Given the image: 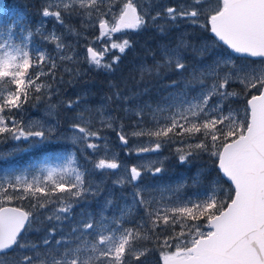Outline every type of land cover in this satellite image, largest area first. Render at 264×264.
<instances>
[{
  "label": "snow or ice",
  "instance_id": "snow-or-ice-1",
  "mask_svg": "<svg viewBox=\"0 0 264 264\" xmlns=\"http://www.w3.org/2000/svg\"><path fill=\"white\" fill-rule=\"evenodd\" d=\"M105 2L67 0L62 3V8L61 4H57L55 10L51 4L44 7L41 16L54 18L57 24L67 27L65 16L95 15L99 29L97 39L147 26L145 14L138 11L136 0H121L118 11H113L114 0H107L110 6L101 15ZM165 11L168 22L177 28L182 23L197 25L201 15H206L200 27L210 31L227 50L241 54L245 60L248 57L260 60L237 63L236 57L223 53H214L210 60L205 59L209 56V46L190 44L183 35L175 47L165 45L160 50L161 59L181 76L184 81L182 91L170 94L155 108L150 105L138 107L136 123L130 133L123 127L117 130L110 122L111 115H105L102 107L96 109L100 113L101 127L116 131L119 142L126 146L125 155L134 153L142 157L140 163L129 167L123 166L110 152L100 129L93 126L92 118H85V114L90 113L86 102L81 98L69 100L67 109L79 110V115L65 130L67 134L62 133L60 138L90 149L93 154L103 155L86 161L84 165L79 164L73 155L57 156L55 158L64 160L63 165L45 164L38 168V172L44 174L43 185L36 174L31 182L27 176H14L7 186L0 181V254H11L14 248L30 249L32 253L23 255L15 264H97L98 261L100 264H131L133 260L144 264L141 257H147L148 250L134 253V241L148 238L142 235L145 229L156 233L154 238L158 240L159 232L164 231L161 221L164 226L174 227L177 215L183 218L181 231L176 237L166 236L163 240L162 249L173 247L169 244L173 238L176 244L174 251H161L162 264H264V0H216V5L207 12L193 0L190 10L181 6L166 7ZM160 15L152 16V21ZM45 24L46 19L37 27L22 28L21 33L27 35L19 43L13 40L15 21L0 25V82L10 85L6 94H0V137L8 134L16 141L52 142L56 128L40 122L24 125L13 116V110L18 113L30 99L39 100L45 91H54L51 83L42 78L55 80L58 59L73 63L78 59L72 45L62 39L63 33L58 34L55 29L44 31ZM33 33L43 45L51 44V49H30L28 45L34 38ZM130 47L127 38L120 43L112 42L102 51L89 45L84 62L110 72L121 56L114 55L110 61H105V56L112 50L124 54ZM189 51L200 58L191 66L190 72L186 63ZM185 73H189L188 76ZM234 79L244 84L246 91L256 90L246 101L243 118L225 104V100L237 95L228 90ZM176 84L177 81L172 82L173 87ZM115 95L120 98L119 93ZM165 113V118L160 119ZM148 114L150 119L146 118ZM170 133L203 135L201 142L190 147L210 151L211 156L216 157L219 173L222 178L226 177L224 182H230L226 194L218 198L210 181L208 189L195 201L187 200L171 208L159 206L149 190L151 186H145L143 178L146 175L157 177L162 173L163 161L150 154L159 152L163 142L171 140ZM129 136L138 142L141 138L147 139L131 148L127 147ZM217 144L221 150H212ZM193 155L192 151L181 153L179 162L190 164L189 157ZM69 172L74 176L71 182L65 179ZM91 175H98L101 182H86V177ZM110 177H114V189L119 187L121 190L122 206L115 203L113 190L95 211L83 210L78 219L74 218V206L87 200L89 194L96 196L103 191V181ZM205 178L202 173L200 179ZM193 180L197 178L193 177ZM14 185H23L19 197L9 195L10 189L18 191ZM129 188L131 191L125 194V189ZM37 193L48 198L32 205L37 211L50 203L57 206L44 214L51 227L42 237V245H28L22 242V233L31 227L33 213L20 207L5 206V203L16 198L27 199L29 195L35 197ZM57 193H67L68 196L53 201L51 197ZM225 197L230 203H226ZM132 211L139 219L133 226H127L131 222L125 217ZM201 219L206 220L203 226L186 223ZM65 222L71 224L70 231L63 230ZM205 227L207 231L202 230ZM185 228L190 229L187 234Z\"/></svg>",
  "mask_w": 264,
  "mask_h": 264
},
{
  "label": "trees",
  "instance_id": "trees-1",
  "mask_svg": "<svg viewBox=\"0 0 264 264\" xmlns=\"http://www.w3.org/2000/svg\"><path fill=\"white\" fill-rule=\"evenodd\" d=\"M38 1L36 0H29L26 2H21L20 0H0V25H7L10 22H16V29L13 34V40L16 43H19L23 36H26L27 33H21V29L31 26L37 27L39 26V12H40V5H38ZM37 5V7L35 6ZM35 8H38L35 9ZM16 9V11H12ZM33 9V10H32ZM22 10H26V17L22 15ZM32 10V11H31ZM74 20V19H72ZM66 22H71L70 20ZM160 32L155 30H147L148 37L142 36H135L131 38L130 44L131 47L126 49L125 53L121 56V59L117 65L114 66V69L108 74L102 70L99 72H95V68L90 70L94 75V79H89L85 75V77L77 76H67L64 77L61 81V85L58 87L60 92L56 94V99L53 101V104L59 107L62 113H58L61 117L63 115V125L61 129L57 130L53 133V139L51 143H46L44 146H41L40 149L37 150H29L26 148V143L22 140L17 145L11 144L13 141L6 140L7 137L4 136L0 137L1 146H0V163L10 164L12 168L18 170H25L31 169L36 162H40V160L51 159L54 156L60 154V150L65 152V156L73 155L77 158L79 164L84 165L86 161L90 162L92 160L97 159V156L91 152L90 149H85L83 146L80 145H73L69 141H65L61 139V134L65 133V130L68 128L69 124L74 122V118L79 115V110L77 111H70L67 109L66 105L69 100H76L77 98H81L83 93L86 94L87 99L89 100L88 103L91 106L98 107L101 104L102 97L111 95L116 96V93H119L120 98L124 99V101H128L132 108H137V105H143L148 103L146 101L152 100V104H156L158 100H162V98L168 93V87L172 84L173 81H177V84L174 86L176 91H180L183 88L184 81L182 80L181 76L174 71L171 67H169L163 59H161L160 50L165 46L170 44H177L181 35L188 41L190 44L196 45H204L207 44L209 46V56L205 57V59L211 58V55L214 53H223L228 55L229 53L226 49L218 44L215 39L212 37L210 31H206L204 28L200 27V24L195 25L194 27L185 28L188 29V32H180L177 29H173L170 26V23L164 24V21L161 19V23H159ZM163 29V31H162ZM33 39L29 42V48L35 50L37 48H44L45 50L51 49V44L43 45L41 41L36 38V34L33 33ZM172 46V47H173ZM114 55H119L115 51H110V55L108 61H110L111 57ZM200 58L192 54L190 51L187 54L186 63L189 65V72L191 71V66L198 63ZM253 61V60H252ZM250 63V60L239 59L237 58V63ZM57 69L56 71H63L62 64L59 63L57 60ZM141 67L145 68V71H150L149 76H145L142 78V73L139 70ZM31 71V70H30ZM144 71V70H143ZM103 73V74H101ZM92 74L90 76H92ZM108 74V76L106 75ZM189 73H185V76H188ZM105 75V78H102ZM110 76V77H109ZM87 78V79H86ZM114 78V79H112ZM44 80V78H42ZM86 79V81H84ZM159 79V80H157ZM84 81V82H83ZM148 81V83H146ZM156 82L154 85L153 82ZM110 83V87L109 84ZM125 84V85H124ZM10 85L5 82H0V94H6ZM106 88L111 89L112 91L109 92ZM166 88V89H164ZM237 91L240 95L241 102L243 104L238 105L240 110L238 111V115L244 113L246 107L247 99H250L251 95L254 94L256 91L255 89H251L250 91L245 90L244 84L240 83L238 80H233L228 90ZM110 93V94H109ZM39 95V94H36ZM91 99V100H90ZM117 99V98H116ZM47 97L45 94L41 96L39 100L37 99H30L28 103L24 104L23 108L17 113L13 110V116L16 120L22 121L23 123L30 119L35 115H39L38 113L43 110V108L47 104ZM124 106L125 111V104H121ZM68 114L69 118L65 117ZM244 115L241 117L243 118ZM6 121L10 125V120L8 115H5ZM124 120V123L127 125L129 124L127 121ZM123 121V120H122ZM126 121V122H125ZM61 122V121H60ZM177 131H179L177 129ZM114 135V134H113ZM191 135L185 134L183 138H190ZM171 138H174L176 141L182 140L183 138H178L177 135L170 134ZM198 139L202 141L200 135H197L192 138V140ZM208 145L211 146V141H207ZM220 146L219 144H217ZM173 148V147H171ZM217 148V147H216ZM214 150V149H213ZM206 160L205 167L208 169V172H204L203 174L206 175L205 179H200L199 182L203 184H196L193 182L192 178L190 177V172L193 173V168L188 169V182L186 185H192L193 190H191L188 185L186 188L188 189L190 197H195V194L199 191L202 193V186L209 184V182H213L216 186L222 188L223 193L226 194L229 191V184L225 183L223 178L221 177L218 168L216 159L213 157H204ZM64 164V161L62 165ZM88 167L91 168V163L88 164ZM177 167H172V170H176ZM184 170V168H181ZM176 173V171H174ZM72 174L69 172L66 174V181L70 182V179H73ZM178 178V175H174ZM91 179V181L95 184L101 182V178L98 175H91L86 177V182ZM112 179L114 177L105 178L102 184V188L104 189L98 195L92 196L89 194L87 200H82L79 205H75L73 208L74 218L78 219L83 210H90L95 211L101 203L105 200L106 197L109 196V193H112L114 190L115 196V203L118 206H122L123 201L120 199L121 190L119 187H115L112 185ZM51 185H49L50 187ZM20 189V188H16ZM22 191H13L9 190V195H17L19 197ZM128 192V189H125V194ZM222 193V192H221ZM222 195V194H221ZM217 196L218 198L221 196ZM68 194L64 193H57L56 196L51 197L53 201L57 200L58 197H67ZM186 197V196H185ZM48 199L47 197L42 196L41 194L37 193L35 197L29 195L27 199H13L11 203H5V206L9 207H20L23 210L30 211L33 213L32 217V224L31 227H28L26 230L23 241L28 245L37 244L42 245V237L51 227V224L47 220V216L44 215L45 213H50L52 209H54L57 205L56 204H49L43 209H39L37 211L32 207L33 204H36L37 201H44ZM226 199V197H225ZM226 203H230L226 199ZM126 220L130 221L127 226H133L134 223L138 222V215L137 213H129L126 217ZM187 222H193L188 220ZM206 223V221H204ZM151 225L149 224V228ZM161 227L164 228V231L159 232V239H155L156 233H151L147 229L143 230L142 235H146L147 239H138L134 241V253H140L145 249L151 250L153 253L158 252V245L159 243L163 242L166 236H172L174 234L173 231L179 232L181 231V226H168V230H165V226L161 223ZM71 224L69 222H65L63 226V230L65 232L70 231ZM172 234V235H171ZM174 236V235H173ZM20 252V256L16 257L17 254ZM29 254L31 255L30 249H19L16 248L10 255L7 257H16L20 259L21 256ZM161 256V255H160ZM158 257L160 262L156 264H162V260ZM126 258H128L126 256ZM143 256L141 257L142 260ZM100 264V263H98ZM131 264H140L139 261H131ZM150 264H153L152 262Z\"/></svg>",
  "mask_w": 264,
  "mask_h": 264
},
{
  "label": "rangeland",
  "instance_id": "rangeland-1",
  "mask_svg": "<svg viewBox=\"0 0 264 264\" xmlns=\"http://www.w3.org/2000/svg\"><path fill=\"white\" fill-rule=\"evenodd\" d=\"M20 1L26 2L29 0H20ZM37 1L39 2L38 5H40V7H39L40 12H39V17H38L39 25L46 19V24L44 25V28L42 30L50 31L52 29H55L58 34L63 33L62 39L65 40L67 43L72 45V48L74 49L78 59H76L75 63H73L71 61H60L58 59L59 63L62 64V68L64 70L63 71L62 70L56 71L55 80H52L49 77H43L44 81L46 83H51L54 91H52V92L45 91L44 94L47 97L46 106L43 108V110H41L40 113H38L39 115H35V116L31 117L30 119H28L27 121H25L23 123L24 125H28V124L34 123V122H40V123L44 124L46 127H54L57 130L61 129V127L63 125V117L64 116L61 115V117H60L58 115V113H62V112L59 110L60 109L59 107H57L56 105L53 104V101L56 99V94H58L60 92V89L58 88L61 85L60 81L64 77L71 76V75L74 77H77L80 75L82 77L86 76L89 79L95 78L94 75L92 74V71H90V70L94 69L95 67L94 66L90 67L88 63L84 62V56L86 55L87 46L91 45L94 47V50L102 51V49L105 46H110V44L112 42L120 43V42H122V40L124 38H127L130 40L131 38H134L135 36L146 35L144 37H148L147 30L148 31L155 30L157 32H160L159 31L160 28L158 25H159V23H161V19L164 21V24L168 23L166 11H165L166 7L161 6V5H159L157 7L158 4L156 3V0H136L137 6L141 5V9H142L141 11L138 9V11L145 14V17L147 20V26L140 29V30H136V31L127 30V31L122 32V33H116V34H113L112 37H110V38L97 39V37H99V29H98V24L96 23V16L95 15H93L92 17H81V16H76V15H73L70 17L65 16V24L67 27H63V26L57 24L56 21L54 20V18H51V17L43 18L41 16V11L44 7L48 6L49 4L53 5L54 10H55V6L57 4H61V8H62V3L67 2V0H37ZM183 1H185L187 3V7L189 8V10L193 7V0H175L176 6H177V4H181V2H183ZM208 1L209 0H196V2L204 9L205 12H207V10L209 8L214 7L216 5V4H213L212 6L202 5V3L207 4ZM120 3H121V0H114L113 11H118ZM181 5L185 6L184 4H181ZM35 6L37 7V5H35ZM109 6L110 5L107 3V0H106L105 4L102 5V11L100 14L103 15L104 12H107ZM35 9L38 10V8H35ZM14 10L16 11V9H13L12 11H14ZM160 10H163V11H160ZM22 11L23 12H22L21 16L25 15L24 17H26V15H27L26 10L25 11L22 10ZM157 13H161V15L155 21H152L151 17L156 16ZM0 16H1V13H0ZM72 19H74V20H72ZM205 19H206V15H201V17L199 18V24H203L205 22ZM68 20H70L71 22H66ZM170 26H171V28H173V29L175 28V29L179 30L180 32H188V29L185 30V28L194 27L195 25H189L186 23H182L181 26L178 28L172 26L171 24H170ZM69 29H72L73 31H69ZM170 45L173 46V44H170ZM176 45L177 44H174L173 47H175ZM112 51H115L119 55H123V54H120L117 50H112ZM226 51L230 54V52L227 49H226ZM109 55H110V52L105 56V61H108ZM248 60L252 61L251 59H248ZM257 67H259V65H257ZM66 68L68 69L67 71L65 70ZM95 70H96L95 72L100 73V70H98L96 68H95ZM139 70H141L140 72L142 73V78L150 75V71H145L144 67H141ZM102 71H104V70H102ZM86 72H87V74L85 75ZM104 72L106 73V71H104ZM110 73H111V71L110 72L108 71V74H110ZM91 74H92V76H90ZM101 74H103V73H101ZM108 74H106V75L108 76ZM102 78H105V75ZM86 79L84 81H86ZM112 79H114V78H112ZM157 80H159V79H157ZM107 83L109 84V87H110L111 82H107ZM146 83H148V81H146ZM153 84L155 85L156 82L154 81ZM175 87H173L171 84L168 87V93L162 98L161 101L159 99L156 104H152L151 102H153V101L150 100V102L146 101L148 103H145L143 105H140V104L137 105V108L143 107L144 105H150L152 108H155L158 104H162V102L164 101V98L168 97L170 94H175L178 92L175 90ZM164 89H166V88H164ZM106 90L109 92L112 91L111 89H108V88H106ZM182 90H183V88L180 91H182ZM231 91H232V89H231ZM232 92H235L237 95L231 97L228 100H225V104H227L232 111L238 113V111L240 110L238 105L241 102L240 95L237 91H232ZM102 98L103 99L101 101V104L98 107H94V106L89 105L88 103H85V106L88 109H90V113L85 114V118L87 119V118H89V116L92 118L93 126L95 128L100 129L101 135L107 141L108 149L110 150V152L112 154H114L116 157H118V162H120L125 167H129L131 165L140 163L142 160V157H139V156L135 155L134 153L130 154V155H125V147L126 146L122 145L119 142L116 131H114L112 128H108L106 126L101 127L100 113L96 111V109L102 107L105 115H108V114L111 115L112 119L110 122L114 125V127L117 130H119L121 127H123V129L126 132L130 133L133 130L135 123H136L137 118L135 116V111L137 108H135V109L132 108V106H130L129 102L124 101V99H116L117 98L116 96L107 95V96H103ZM81 99L84 102L89 101L87 99L85 93H83V95H81ZM121 104L126 105L125 111H124V106H121ZM241 104H243V103L241 102ZM243 115H244V113L240 114V118ZM165 116H166V113L163 114L162 116H160L159 118L164 119ZM65 117L69 118V115L66 114ZM146 118L150 119V114H148L146 116ZM125 119L126 120L130 119L129 121H127L129 124L126 125L124 123ZM197 135H200L201 138L204 139L203 135L200 133H197L195 135H191L190 138H183L185 136V134L184 135H177L178 138H183V139L179 140V141H176L174 138H171L170 141L165 140L163 142L162 148L159 152L150 154L152 157L159 158L161 161H163V171L157 177H153L151 175L144 176L143 183L145 186H151L149 188V190L153 192V195L155 196L156 200L159 202V206L162 208H171L174 206H180V204L182 202H186L187 200L195 201L196 197L203 195L205 190H207L209 187V184H206V185L201 187L203 189L202 193H200L198 191L195 194V197L188 196L189 192H188V189L186 188V186L188 185V184L186 185V183L188 182V178H189L188 169L193 168V173L190 172V177L192 178V180H193V177L197 178V180L196 181L193 180V182L196 184H203V183L199 182L200 181L199 178H200L202 173L208 172V169L205 167L206 160H204V157H207V156L213 157V156H211L210 151H200V150L195 149L194 147H190V145L194 146L196 143L201 142L198 139L192 140V138L197 136ZM5 137H7L6 140H8V141L13 140L11 142V144H14V145H17L20 141H22V140L16 141V140L12 139L11 136L8 134H5ZM146 139H147L146 137L141 138V140L139 142H142ZM23 141L26 143V148H28L29 150L40 149L41 146H44L46 144V143L34 144L30 140L29 141L23 140ZM93 142H96V141L93 140ZM102 142L103 141H101V143ZM139 142L137 141L136 138L129 136V145L127 147L135 148ZM0 146H1V141H0ZM171 147H173V148H171ZM209 147H211V146H209ZM216 147L217 148H215L214 151L221 150L220 146L217 145ZM188 151L194 152V155L192 157H189V160L191 161L190 164L189 163L181 164L179 162V154L186 153ZM91 152H92V150H91ZM59 153L60 154L54 156L51 159L45 158L44 160H40V162L39 161L36 162L31 169L18 170V169L12 168V166L10 164L0 163V181L4 182L5 186H7L8 181L10 179H12L14 176H27L29 182H31L33 174H36V175L40 176V182L43 185V175L44 174H40L38 172V168L41 166H44L45 164H47L48 166H60V165H62L64 160L63 159H57L55 157H57V156L63 157L66 154H65V152H63V150H60ZM100 155H103V153L95 154V156H97V158ZM213 158L216 159V157H213ZM172 167H177V169L174 170V171H176V173L172 170ZM182 167L184 168V170L181 169ZM174 175H178V178H174V177H176ZM71 177L73 179H70V182L74 180V176L72 175ZM88 182L93 183L91 181V179H89ZM93 184H95V183H93ZM14 187L20 188V189H18L19 192L23 190V185H14ZM188 187L191 190H193L192 185H188ZM212 187L214 188L217 196L224 194L222 188L219 186H216L213 182H212ZM130 191H131V189L129 188L128 192H130ZM21 194H22V192H21ZM17 195H14V196L16 197ZM64 195H65V193H64ZM133 213H135V211H133ZM169 215H171V214L169 213ZM176 219H177L176 226H179V225L181 226L180 221L183 218L180 217L179 215H177ZM204 221H206V220L201 219V220L195 221V222H187L186 221V223L189 225L196 223V224L203 226L206 224V223H204ZM161 223H162V221H161ZM168 229H169L168 226H165V230H168ZM202 230L207 231V228L206 227L202 228ZM184 231L187 234L190 231V229L185 228ZM173 232H174V234H173L174 236L171 234L172 237H176L177 235H179L180 231L179 232L173 231ZM181 239H183V237H181ZM159 244L162 245L163 242H161ZM169 244L172 245L173 247H165L162 249L161 245H158V247H157L158 252H156V253H153L151 250H148L149 254L147 255V257L143 256V258H142V261H144V264H150L151 262L153 264H156V263L160 262L158 260V257L161 255V251H167V252L174 251L175 250L174 245L176 244L175 238L170 240ZM19 256H20V252L17 254L16 257H19ZM16 257L13 259V257L0 256V264H15ZM18 260L19 259H17V261ZM98 263H100V262L98 261L97 264Z\"/></svg>",
  "mask_w": 264,
  "mask_h": 264
},
{
  "label": "flooded vegetation",
  "instance_id": "flooded-vegetation-1",
  "mask_svg": "<svg viewBox=\"0 0 264 264\" xmlns=\"http://www.w3.org/2000/svg\"><path fill=\"white\" fill-rule=\"evenodd\" d=\"M156 3L158 4L157 7L159 5L161 6H164V7H175L176 4H175V0H156ZM181 4H184L185 7H187V3L185 1L181 2ZM181 4H177L176 7H181L182 5ZM213 4H216V0H209L207 2V4L205 3H202V5H207V6H212ZM138 9L141 11V5L138 6ZM166 9V8H165ZM160 11H163V10H160Z\"/></svg>",
  "mask_w": 264,
  "mask_h": 264
},
{
  "label": "water",
  "instance_id": "water-1",
  "mask_svg": "<svg viewBox=\"0 0 264 264\" xmlns=\"http://www.w3.org/2000/svg\"><path fill=\"white\" fill-rule=\"evenodd\" d=\"M211 35L213 36V34L211 33ZM213 38L216 40V38L213 36ZM221 46H223L224 48H226V46H224L223 44H222V42H219L218 40H216ZM229 52H230V50H228ZM230 54L231 55H233V56H235V57H237V58H240V59H245L243 56H241V54H236V53H231L230 52ZM247 59H251V60H255V61H258V60H260V58H253V57H248ZM222 174V173H221ZM225 180H226V177H223ZM228 183H230V182H228ZM25 233V232H24ZM24 233H22V236L24 235ZM15 249V248H14ZM13 249V250H14ZM12 250V251H13ZM11 251V252H12Z\"/></svg>",
  "mask_w": 264,
  "mask_h": 264
},
{
  "label": "bare ground",
  "instance_id": "bare-ground-1",
  "mask_svg": "<svg viewBox=\"0 0 264 264\" xmlns=\"http://www.w3.org/2000/svg\"><path fill=\"white\" fill-rule=\"evenodd\" d=\"M212 37H213V36H212ZM220 174H221V173H220ZM27 229H28V228H27ZM27 229H26V230H27ZM25 232H26V231H25ZM24 234H25V233H24ZM23 236H24V235H23ZM23 236H22V237H23ZM15 249H16V248H15ZM15 249H14V250H15ZM14 250H13V251H14ZM13 251H12V252H13ZM12 252H11V253H12ZM8 255H10V254H7V255H6V254H0V256H8Z\"/></svg>",
  "mask_w": 264,
  "mask_h": 264
}]
</instances>
